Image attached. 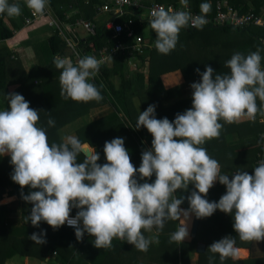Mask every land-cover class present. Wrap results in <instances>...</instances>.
<instances>
[{"label": "clouds", "instance_id": "obj_1", "mask_svg": "<svg viewBox=\"0 0 264 264\" xmlns=\"http://www.w3.org/2000/svg\"><path fill=\"white\" fill-rule=\"evenodd\" d=\"M25 4L35 14H43L48 0H25ZM181 4L187 8L188 0H181ZM200 7L206 14L211 5L202 3ZM4 13L18 17L21 5L0 0V14ZM149 23L156 33V50L167 55L175 49L182 28L191 24L201 29L206 19L189 11L161 7L152 11ZM261 60L259 50L247 55L237 52L226 62L230 74L213 76L215 70L207 65L202 73L196 69L202 80L191 84L192 107L177 113L173 121L157 119L155 105L140 112L136 128L145 127L153 139L151 148L142 152L138 169L131 162L124 138L105 142L107 163L103 165L97 163L99 154L83 149L74 135L65 137L62 143L49 144L46 131L37 126L39 111L31 108L23 95L8 93L9 109L0 110V156H10L15 183L21 188L38 189L27 195L21 192L23 200L33 205L26 221L36 227L45 221L53 229L67 223L75 229L78 240L85 232L95 237L96 248L110 249L116 237L147 251L158 241L155 236L146 238L142 229L160 230L167 219H177L181 214L187 221L190 214L202 219L219 209L233 216V228L242 241L264 240V160L254 168V174L239 171L230 179L221 174L219 162L202 147L206 141L220 137L223 125L219 121L231 124L244 115L252 119L258 112L264 115ZM53 63L62 69L61 96L78 102L103 99L90 81L104 61L85 56L74 65L68 58L55 57ZM257 98L262 102L260 107ZM48 125L54 126L55 121L49 118ZM82 151L85 159L77 162ZM137 173L140 180L153 174L155 180L140 183ZM217 180L226 186V193L218 202H209L205 197ZM189 184L195 190L187 196L189 208L185 210L180 208L184 197L174 193L187 190ZM73 207L79 209L74 217L70 215ZM45 235L42 230L29 238L41 245L46 243ZM188 236L189 226L184 223L170 240L180 243ZM234 245L235 238L225 236L208 250L218 253L223 262L235 258ZM213 261L210 256L209 264Z\"/></svg>", "mask_w": 264, "mask_h": 264}, {"label": "trees", "instance_id": "obj_2", "mask_svg": "<svg viewBox=\"0 0 264 264\" xmlns=\"http://www.w3.org/2000/svg\"><path fill=\"white\" fill-rule=\"evenodd\" d=\"M48 1L53 6L56 2V0ZM57 1H65L67 3L71 1V4L79 7L85 18H92L94 14L93 5L102 3L99 0ZM214 1L190 0V4L192 9L198 14L212 16L215 12ZM229 1L240 13H244L249 9L243 3L244 0ZM202 3L211 5L210 11L206 14L201 12L200 5ZM27 9H22L21 16L17 17V22L13 21L12 26L4 25L0 18V42L11 39L14 35V30L16 28L19 29L22 23L25 25L24 18L31 15L30 9ZM256 9L258 8L256 7ZM135 10L139 13L146 11L144 8ZM59 14L61 15L60 12ZM114 20L116 22L130 20L134 31L133 36L141 35L148 41L149 46L139 60L141 66L144 65L145 61L148 62L147 74L139 70L127 76L126 72H124L123 64L113 58L110 64L102 63L99 72L90 81L99 89L103 97L102 100L78 102L71 98L66 99L60 94V74L62 69H57L53 63L55 57L64 56L66 46L58 34H52L48 40V47L44 48L40 64L32 65L26 71L22 66H18L21 76L17 80L16 88L10 92L8 90L10 82H8L7 59L10 57L13 59V55L18 58V51L11 53L7 46L4 45V49L7 51L2 52L0 50V110L9 109L8 93L15 92L23 95L25 100L29 102V106L39 111L37 126L46 131L49 144L64 142V138L69 136L66 132L67 126L79 121V125L74 123L77 128L70 135L76 136L82 144L87 142L93 147L100 157L97 163L101 165L107 163L104 153L105 142H110L114 138H124V146L129 152L131 162L138 169L142 162L141 154L151 148L153 139L151 133L145 127L136 128L140 114L139 108L141 107L143 112L150 104L155 105L157 119L167 117L170 121H173L177 113H184L182 111L184 105L186 106L187 103L192 105V98L187 100L178 99L180 95L178 87L163 88L160 80V76L163 73L180 70L183 77L189 79L199 75L196 69H199L202 73L207 65L215 70L213 76L230 74V68L226 66V62L231 59L234 53L245 54L247 49L251 50V52L264 51V44L259 41L260 37L264 36V29L261 27L212 26L207 24L201 29L190 25L182 28L175 49L164 55L160 54L155 48V31L153 30L154 33L145 32V28L150 24L149 18L141 19L137 14H125L115 16ZM110 35L111 31L105 29L101 24L97 25L94 35L86 31L81 36L78 35L77 52L79 59L90 56L92 52L95 53V58H99L100 54H98V51L101 47L107 45L110 48L114 44L113 40L110 39ZM119 39L123 43L132 42L131 37H127L126 33H123ZM118 57L123 58V54L120 53ZM73 64L76 65L77 63L73 62ZM170 98H175L176 100L169 106L164 107L162 101ZM259 104L260 102L257 103L258 107ZM102 106L107 108L102 114L91 116L94 109ZM257 115L252 120L254 122H249L247 125L249 127L246 128L248 134L258 133V136H255L252 140L248 138L247 133H245L246 138H242L245 135L241 131L237 134L239 130L236 127L239 125H236L235 128L223 126L218 141L213 140L208 143V146L202 145V147H208L209 150L214 152L213 155L217 159L213 155L211 157L216 159L222 167L220 168L221 174L229 175L230 179L232 178L231 175L239 171H247L249 174H254V168L259 165L257 163L259 158L257 153H260V156L264 155L261 150L263 137L262 135L259 136L263 128L262 123L257 120ZM49 118L55 121L54 126L48 125ZM219 122L226 125L223 120ZM254 123H256V127L252 126ZM61 132L63 135H61ZM234 134L245 141L238 144L229 141V147L226 146L228 142L223 141L224 137ZM84 159L85 155L81 152L77 157V162H83ZM12 171L13 165L10 164V156H0V199L2 194L5 193L6 186L10 187L7 194H18L19 197H22L21 192L27 195L30 191L38 190L31 189L29 186L21 188L20 185L11 179ZM136 178L140 183L145 182V180L152 183L155 180V175L153 174L151 178L140 180L139 173H137ZM225 189L224 185L217 180L205 198L209 202H218L221 196L226 193ZM193 190H195L194 185L189 184L187 190L178 189L174 193L178 198L184 197L180 208L185 210L189 208L187 196ZM16 202L18 200L0 204V264H3L15 254L31 255L43 259L47 252L51 255L54 253L55 264H93L95 261H97V264H138L139 262L141 264H191L189 255L191 251L196 250L198 241L205 243L207 248L203 253L197 255L196 264H209L210 256L214 257L213 264H264V257H248L238 260L228 257L221 262L218 253H211L207 250L209 245L222 238L215 228L219 225V228L226 229L225 225L221 224L220 221L221 217H225L227 213L219 209L210 217L200 219L196 235L189 241L177 243L170 240L171 234L177 231L182 224L186 223L185 218L181 214L177 219H167L162 229L158 230L155 228L160 231L159 236L156 237L158 242L156 244L151 243L147 251H140L133 244L114 237L110 249L97 248L101 252L96 258L93 251H88V249L96 248L94 246L95 237L85 232L83 238L78 240L73 227L62 225L58 229H53L45 221H41L39 227L33 226L30 220L26 221V217L30 215L33 205L31 204L29 207L28 204L30 202L27 204L25 201V206L19 213L21 215L18 216V210L15 208ZM78 210L73 207L70 215L75 216ZM176 220H178V223ZM42 230L46 233L44 236L46 243L40 245L32 240L35 248H31L28 245L31 241L29 238L31 236L30 232L41 233ZM153 236H155V231ZM145 237L147 238V236ZM178 245H180L179 248L177 247ZM239 245L241 244L235 238L234 246ZM104 250L105 252H103ZM156 251L167 254V257L165 255L161 261H158L155 258ZM137 259H139V262Z\"/></svg>", "mask_w": 264, "mask_h": 264}, {"label": "crops", "instance_id": "obj_3", "mask_svg": "<svg viewBox=\"0 0 264 264\" xmlns=\"http://www.w3.org/2000/svg\"><path fill=\"white\" fill-rule=\"evenodd\" d=\"M78 1V0H76ZM109 2V0H99V2ZM50 1H48V6L47 8L49 9V11L52 13L53 17L59 22V24L61 26H73L75 21L78 20V19H90V20H93L95 23H96V27L98 24H101L103 26L105 20H107L109 18V15L106 14V13H102V14H106V18H104L102 21L100 20H97V17L99 14H101L100 12H98V5H100L101 3H95L93 6H94V14H93V17L92 18H85L79 7L77 5H73L71 4L69 1V3L65 2V1H57L55 2L54 6L51 4H49ZM142 2L144 3H161V4H173L175 6H178V7H183V5L181 4V0H170V1H161V0H142ZM208 2H212V0H208ZM9 3H19L21 5V14H22V9L24 8H28L25 4V0H9ZM190 0H188V5H187V8L189 9V11H192L194 13H196L197 15H202V14H198L196 11H194L191 7V4H190ZM220 3V4H227L228 6H230L231 8L237 10L238 12H240L235 6H233L229 0H215L213 2V7L215 9V12L212 16H206V15H203L204 17L206 18H213L216 14V11H217V4ZM244 4H246L249 9L247 11H252L256 14H264V0H244L243 2ZM256 7L258 9H256ZM29 10V8L27 9ZM246 11V12H247ZM59 12L61 13V15L59 14ZM146 12V11H145ZM29 13V12H28ZM143 13V12H142ZM141 13L143 19L145 18L144 15ZM23 14H26V13H23ZM21 16V15H19ZM146 16H148V14H146ZM0 18H1V22L6 25V26H12L13 25V21L17 22V17H10L8 16L6 13L4 14H0ZM228 26H231V25H228ZM252 26H257V27H261L264 29V26H259V25H248L246 27H252ZM16 28V27H15ZM84 33L82 30H79L78 32V28L76 30V34L80 35ZM149 33H154L153 30H151ZM52 34H58L62 40L64 41V44L66 46V51L64 53V56H62L63 58H68L70 59L71 61L75 60L76 56H74L72 50L68 47V45L66 44L63 36L59 33L58 30L54 29L52 26H49L48 24H46L45 22H38L36 24V26H33V28H27V27H24L23 23L21 25V27L19 29H15L14 30V35L12 36L11 39H7L3 42H0V50L2 52H5L7 50L4 49V45L7 46L8 50L12 53L14 52H23L22 53V56L21 58L17 59V64L22 66V68L25 70L26 68H29L30 66L32 65H36V64H40L41 62V57L43 55V51L45 50L44 48L48 47V40H49V37L52 35ZM260 43L261 44H264V36L263 37H260L259 39ZM18 42V43H17ZM4 50H3V49ZM17 52V53H18ZM260 52V55L262 57V60H261V67L262 69H264V51H259ZM251 53V50L247 49V51L245 52L244 55H247ZM20 54V53H18ZM113 58H116L119 62H121L123 64V69H124V72H126V75L127 76H130L131 73L135 72V71H139L141 70L143 73L147 74L148 73V62H147V67L144 68L145 70L143 69H132L128 64H126V62L124 61L123 58H120L118 56H113V55H110L108 54L105 58V56L101 57L99 56V58H97L98 60H102L104 61V63H108L110 64L112 59ZM10 59V58H9ZM139 60L141 59L140 57L138 58ZM11 60V59H10ZM48 60V59H47ZM16 61V60H15ZM43 62V61H42ZM9 63V62H7ZM17 70L20 71L17 67ZM9 71V69H8ZM26 71V70H25ZM160 80H161V83H162V86L164 89H168V88H171V87H178L179 91H180V95L178 97V99H183V100H187L189 98H192V93H193V89L191 88V84L194 83V82H201L202 80V77L201 75H197V76H194V77H191L189 79H185L181 73L180 70H174V71H169L167 73H163L161 76H160ZM118 83V82H117ZM17 86V82L16 81H13L12 83H9L8 84V90L11 92L12 90H14ZM176 99L175 98H170V99H164L162 101V105L165 107V106H169L170 104H172ZM259 107L261 106L262 102L259 100V98H257V101L256 103H259ZM188 105V103H187ZM183 106V109L182 111L185 112L187 109L191 108L192 105H188V106ZM140 107V105H139ZM139 112H142L141 110V107L139 108ZM257 120L264 124L263 121H261L260 119L264 116L262 115L260 112L257 113ZM253 119L250 118L249 116L247 115H244L242 116L237 122H234V123H231V124H228L226 123V125H222L223 126H226V127H231V128H235L236 125H239L236 127L237 130V134L240 133H243L245 136H243L242 138H246V134L247 133V126L249 124V122H251ZM254 122V121H252ZM253 127H256V123H254L252 125ZM248 134V133H247ZM262 135V146H261V150H262V153L264 154V128H263V131L259 134V136ZM248 138L250 140H252L255 136H258V133L255 134L254 132L253 133H250L248 134ZM219 138H214L212 140H208L206 141L204 144L208 146V143L213 141V140H216L218 141ZM256 139V138H255ZM224 142H228L226 146L229 147V141L231 143H235V144H238V143H241L245 140H242L241 138H239L236 134L232 135V136H228V137H224L223 139ZM87 143V142H86ZM88 144V143H87ZM89 145V144H88ZM90 146V145H89ZM222 146V145H221ZM220 146V148H221ZM91 147V146H90ZM92 150H94L93 147H91ZM258 155V161H260L261 159H263L264 155H261L260 156V153H257ZM216 158V157H215ZM217 159V158H216ZM220 168H222L220 166ZM216 183V182H214ZM10 189V187H5V193L2 194V196L6 195L5 198H9L8 202H4V203H9V202H12V201H15V200H18V202H16V207L17 210H18V214L21 212L22 208H24L25 206V201L23 200V198L21 197L20 200L18 198V194H17V197L14 199V200H10V198L13 197V195H16V194H13V195H9L7 194V191ZM4 199V198H1L0 199V204H4L1 202V200ZM29 202H27L28 204ZM182 209V208H181ZM15 214H17V212H15ZM193 214H190L191 216V220L189 222V219L186 221V223L188 224L189 226V238L185 239L183 242H186V241H189L192 236H191V225H192V222L194 220V217L195 215L192 217ZM217 215V214H216ZM221 221L220 223L225 225L226 229L223 230V228H219V225L215 228V230H217V232L220 233V237H225V236H230V237H235L236 238V231L234 230L233 228V223H234V219H233V216L231 214H227L225 217H221ZM199 224H200V219H199ZM199 227V225H198ZM229 228L231 229V231L229 230ZM31 235L33 234V231L30 232ZM142 233L144 234V236H147V238H150L153 236V233H154V230L152 229L151 232L149 231H146V230H143L142 229ZM150 235V237H149ZM238 241H239V246H234L236 251L238 250H243L244 252L243 253H246L243 257L241 256H235V258H233L234 260H238V259H246L248 257H253V258H261V257H264V240H260V241H249V245H245V244H242L241 242V239L238 238ZM32 242V246H34V243L33 241L31 240ZM182 242V243H183ZM201 242V241H200ZM205 244V243H204ZM180 245H178L177 247L179 248ZM32 248V247H31ZM206 245H205V249L204 251L206 250ZM96 250V251H95ZM180 250V249H178ZM208 250V249H207ZM88 251H93L94 252V255L95 257L97 258V256L100 254L101 250L100 249H97V248H92V249H88ZM203 251V252H204ZM99 252V253H97ZM203 252H197L195 249L193 251L190 252V255L189 257L191 258V254L192 253H195L196 254V257L199 253H203ZM156 254L157 256L155 257L158 261H161L162 257L166 255L167 257V254L163 253V252H159V251H156ZM155 254V255H156ZM159 254H161V257L159 256ZM17 255V254H15ZM14 256V255H13ZM23 256V255H22ZM28 257H25V259H23V263L22 264H29V260L28 258L31 256V255H27ZM46 256H49L48 255V252H47V255ZM36 257V256H35ZM38 258V257H36ZM48 258V257H47ZM40 259V258H39ZM44 259V258H43ZM196 259V258H195ZM8 263L9 264H14L16 263L17 264V260L15 258H9L8 260ZM5 261V262H7ZM4 262V263H5ZM90 262V261H89ZM3 263V264H4ZM92 264V263H90ZM93 264H97V261H95Z\"/></svg>", "mask_w": 264, "mask_h": 264}, {"label": "built area", "instance_id": "obj_4", "mask_svg": "<svg viewBox=\"0 0 264 264\" xmlns=\"http://www.w3.org/2000/svg\"><path fill=\"white\" fill-rule=\"evenodd\" d=\"M163 7L165 10L171 11H189L188 8L178 7L173 4H161V3H144L142 0H109V2H103L98 5L97 9L100 13H106L109 15V18L105 20L103 27L111 31L110 39L113 40V45L109 48L107 45L101 47L98 51L99 56L102 58L108 54L118 56L120 53L123 54V59L132 69H140L147 67V62L145 61L144 65L141 66L139 62V57L145 54L147 49L148 41L144 39L141 35L133 36V29L131 27V21L125 22H116L114 20L115 16H122L125 14H137L139 18L143 19L141 13L136 11L137 8L146 9L148 16L151 18V13L153 10H158ZM31 15L24 18L25 25L24 27L33 28L38 22H45L49 26H52L54 29L58 30L59 33L63 36L66 44L72 50L75 60L72 62L78 63L79 54L77 50L79 36L76 34L77 28H82L84 31L95 34L96 32V23L90 19H78L75 21L73 26H61L59 22L53 17L52 13L46 7L43 14H35L32 10ZM193 16H198L196 13L189 11ZM206 23L204 25L210 24L212 26L218 25H234L238 27H246L248 25H259L264 26V14H256L252 11H247L240 13L237 10L231 8L227 4H217V11L213 18H206ZM191 26V24H189ZM192 27V26H191ZM123 33H126L127 37H131V43H123L120 41V37ZM18 57L21 58V52H18ZM63 58L62 56H59ZM264 122V116L260 119ZM264 150V149H263ZM73 216V215H71ZM74 217V216H73ZM66 226L71 227L65 223ZM82 225V221L80 226Z\"/></svg>", "mask_w": 264, "mask_h": 264}, {"label": "rangeland", "instance_id": "obj_5", "mask_svg": "<svg viewBox=\"0 0 264 264\" xmlns=\"http://www.w3.org/2000/svg\"><path fill=\"white\" fill-rule=\"evenodd\" d=\"M143 15H144V17L145 18H147V16H146V14H148L147 13V11L145 12H143L142 13ZM97 17V20H100V21H102L104 18H106L107 16H106V14H99L98 16H96ZM79 30H82L83 32H85L82 28H78V32H79ZM152 29H151V27H150V24H149V26H147L146 28H145V32L146 33H148V32H150ZM23 52H21V54H22ZM90 56H94V57H96L95 56V53L94 52H92V53H90ZM23 57V56H22ZM11 59V60H10ZM10 59H7V62H9L8 63V69H9V71H8V82H10V83H12L13 81H16L17 82V80L20 78V76H21V73L18 71L17 72V67L19 66L18 64H17V61H15V60H17V59H19V57L17 58V56H14L13 55V59H15V60H13L11 57H10ZM102 59V58H101ZM25 70H28V68H26ZM107 108L106 107H104V106H102V107H99V108H96V109H94V112H93V114H91V116H93V115H98V114H102L103 113V111H105ZM90 116V118H92ZM74 123H78V125L80 124L79 123V121H75V122H73V125L71 124V125H69V126H67V135L69 134H71L72 132H74L75 131V129L77 128V125L76 124H74ZM262 128H264V124H262ZM61 135H63V133L61 132ZM217 148V147H216ZM206 149H207V153H208V155L211 157L213 154H214V152H212V150H209V148L208 147H206ZM213 157H215V155H213ZM261 160H263V159H261ZM260 160V161H261ZM260 161H258L257 163L259 164V162ZM226 188V186L224 185V189ZM226 190V189H225ZM5 197H6V195H4V196H2L1 198H4V199H2L1 201H3L2 203H4V202H8V200L9 199H5ZM17 197V194L16 195H13V197L12 198H10V200H14L15 198ZM18 198H19V200H20V198L21 197H19L18 196ZM29 205V207H30V205H31V203H29L28 204ZM21 214H19L18 216H20ZM180 220V219H179ZM190 220H191V216L189 217V222H190ZM176 222L178 223V220H176ZM65 225V224H64ZM66 226V225H65ZM153 230L155 231V237H158L159 236V232L160 231H158V230H156L155 228H153ZM229 230L231 231V229L229 228ZM189 238V236L187 237V239ZM236 238L238 239L239 238V235H238V233L236 232ZM31 240V239H30ZM156 240H157V238H156ZM242 241V240H241ZM154 244H156V242H153ZM242 244H245V245H249L248 243H249V241H242L241 242ZM30 247H32V248H35V246H32V242L30 241L29 242V244H28ZM88 249V248H87ZM90 250V249H89ZM106 250V249H105ZM105 250L103 251V252H105ZM48 255L49 256H45L44 257V259H39V258H36V257H33V256H30L29 258H28V260H29V264H55L54 263V253H52V255L51 254H49L48 253ZM245 255V254H244ZM244 255H239V254H237V256H241V257H243ZM155 256H157V254L155 255ZM154 256V257H155ZM159 256L161 257V254H159ZM191 264H196V262H195V258H196V254L195 253H192L191 254ZM13 258H15L16 260H17V264H22L23 263V259H25V257H28L27 255H19V254H17V255H14V256H12ZM11 257V258H12ZM48 257V258H47ZM138 260V262H139V259H137ZM140 260H142V259H140ZM7 261V260H6ZM142 261H144V260H142ZM4 264H9L8 263V261L7 262H5ZM14 264H16V263H14ZM56 264H58V263H56ZM138 264H141V262H139ZM146 264H148V263H146ZM171 264H175V263H171Z\"/></svg>", "mask_w": 264, "mask_h": 264}, {"label": "water", "instance_id": "obj_6", "mask_svg": "<svg viewBox=\"0 0 264 264\" xmlns=\"http://www.w3.org/2000/svg\"><path fill=\"white\" fill-rule=\"evenodd\" d=\"M82 148L86 149V150H92L91 147L87 143L82 144ZM82 153L84 154L83 151H82ZM198 225H199V218H196V216H195L194 220L192 222V225H191V236L192 237H194L196 235ZM204 249H205V244L203 242L198 241L197 245H196V251L197 252H203Z\"/></svg>", "mask_w": 264, "mask_h": 264}, {"label": "bare ground", "instance_id": "obj_7", "mask_svg": "<svg viewBox=\"0 0 264 264\" xmlns=\"http://www.w3.org/2000/svg\"><path fill=\"white\" fill-rule=\"evenodd\" d=\"M244 251L243 250H238V251H236V255L237 254H239V255H244V254H246V253H243Z\"/></svg>", "mask_w": 264, "mask_h": 264}]
</instances>
